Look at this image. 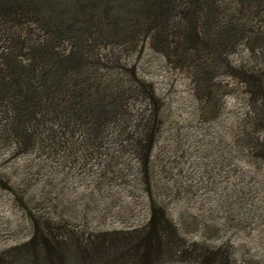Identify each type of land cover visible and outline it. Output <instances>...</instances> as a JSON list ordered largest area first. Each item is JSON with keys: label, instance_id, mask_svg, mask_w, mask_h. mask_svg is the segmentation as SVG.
Listing matches in <instances>:
<instances>
[{"label": "rangeland", "instance_id": "1", "mask_svg": "<svg viewBox=\"0 0 264 264\" xmlns=\"http://www.w3.org/2000/svg\"><path fill=\"white\" fill-rule=\"evenodd\" d=\"M208 25L177 49L99 41L58 85L0 26V264H34L33 233L134 264L108 245L152 205L170 224L152 264H264V0H215ZM51 51L76 64L69 42Z\"/></svg>", "mask_w": 264, "mask_h": 264}, {"label": "trees", "instance_id": "2", "mask_svg": "<svg viewBox=\"0 0 264 264\" xmlns=\"http://www.w3.org/2000/svg\"><path fill=\"white\" fill-rule=\"evenodd\" d=\"M214 2L215 0H0V26L9 28L2 44L10 48L11 56L21 53L27 58L31 64L27 73L39 72L43 80L51 79L53 85H58V80L52 74L62 78L69 72L76 71L84 56L90 57L99 41L129 43L136 36L142 35L151 41L152 49L157 47L160 50L166 45L174 49L192 45L196 35L194 30L199 27L206 35L214 36L208 33ZM26 26L31 28L25 29ZM39 37L41 38L38 39ZM224 37L220 35L216 39L205 40V52L212 57L216 56L226 43ZM62 41L69 42V47L76 51V64L71 61L73 58L62 63L51 54V49L58 47ZM28 46L31 51L23 53ZM3 61L9 62L6 58ZM51 70L54 73H50ZM7 72L12 76L18 74L12 66ZM162 226H170L169 221L161 209H155L152 205L145 230L124 234L128 236L139 233L137 240L111 243L107 250L111 252V257L131 255L134 257V264H152L151 260L159 253L155 240L159 227ZM28 245H32L29 258L34 264L38 260L42 264L119 263L115 262V258L104 261V256L95 249L93 254L98 261L93 262L88 256H82V252L76 248L65 250L52 244L49 237H39L34 233Z\"/></svg>", "mask_w": 264, "mask_h": 264}]
</instances>
